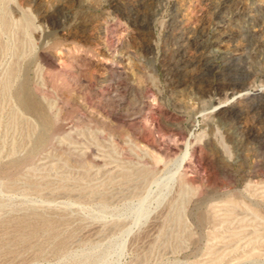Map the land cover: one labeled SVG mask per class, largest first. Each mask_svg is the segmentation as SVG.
Here are the masks:
<instances>
[{"label":"rangeland","instance_id":"374dc122","mask_svg":"<svg viewBox=\"0 0 264 264\" xmlns=\"http://www.w3.org/2000/svg\"><path fill=\"white\" fill-rule=\"evenodd\" d=\"M0 264H264V0H0Z\"/></svg>","mask_w":264,"mask_h":264},{"label":"bare ground","instance_id":"6f19581e","mask_svg":"<svg viewBox=\"0 0 264 264\" xmlns=\"http://www.w3.org/2000/svg\"><path fill=\"white\" fill-rule=\"evenodd\" d=\"M2 20V19H1ZM25 23H26V20H25ZM25 25V24H24ZM106 30V29H105ZM259 91H256V93H258ZM257 95V94H256ZM259 95V94H258ZM261 95V94H260ZM17 99L20 101V102H22V103H25V99H24V96L22 95V94H20V95H17ZM21 103V104H22ZM222 106V105H221ZM218 108V107H217ZM223 112V111H222ZM225 113V112H224ZM185 152V151H184ZM187 153L185 152L184 154H183V156H182V158H180L181 160L180 161H182L183 160V157H185V155H186Z\"/></svg>","mask_w":264,"mask_h":264}]
</instances>
